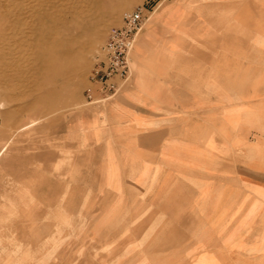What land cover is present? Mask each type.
<instances>
[{"label": "crops", "instance_id": "0c3cea01", "mask_svg": "<svg viewBox=\"0 0 264 264\" xmlns=\"http://www.w3.org/2000/svg\"><path fill=\"white\" fill-rule=\"evenodd\" d=\"M148 26L132 80L65 122L102 205L97 241L49 264H264V0H166ZM7 149L0 202H20Z\"/></svg>", "mask_w": 264, "mask_h": 264}, {"label": "rangeland", "instance_id": "374dc122", "mask_svg": "<svg viewBox=\"0 0 264 264\" xmlns=\"http://www.w3.org/2000/svg\"><path fill=\"white\" fill-rule=\"evenodd\" d=\"M149 1L0 0V156L8 147L11 168L24 166L26 176L19 192L10 189V199L22 201L0 202V264H49L97 241L82 228L102 205L88 200L102 192L79 185L80 154L63 129L88 106L89 76L109 30Z\"/></svg>", "mask_w": 264, "mask_h": 264}, {"label": "built area", "instance_id": "2783aa9c", "mask_svg": "<svg viewBox=\"0 0 264 264\" xmlns=\"http://www.w3.org/2000/svg\"><path fill=\"white\" fill-rule=\"evenodd\" d=\"M166 0H151L139 5L113 26L102 47V57L89 76L86 102L106 103L117 96L132 80V62L139 38L144 34L157 6Z\"/></svg>", "mask_w": 264, "mask_h": 264}]
</instances>
